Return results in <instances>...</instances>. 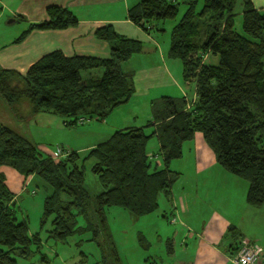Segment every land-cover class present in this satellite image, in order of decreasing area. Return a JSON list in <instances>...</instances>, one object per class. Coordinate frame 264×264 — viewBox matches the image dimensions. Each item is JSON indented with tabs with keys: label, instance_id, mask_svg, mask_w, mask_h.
<instances>
[{
	"label": "trees",
	"instance_id": "1",
	"mask_svg": "<svg viewBox=\"0 0 264 264\" xmlns=\"http://www.w3.org/2000/svg\"><path fill=\"white\" fill-rule=\"evenodd\" d=\"M241 1L243 32L236 28L238 0H138L133 4L128 18L147 31L159 32L165 28L157 22L175 19L180 4L185 5L171 31L169 55L182 62L184 80L195 82L196 97L164 95L153 100L147 124L114 131L86 155L63 147V155L55 159L0 122V166H11L26 178L38 176L52 189L45 197L42 218L43 224L51 219L49 237L66 241L92 232L105 258L120 262L107 207L119 206L143 216L160 208L162 196L171 202L179 173L169 163L183 156L184 142L194 139L196 132L202 133L223 168L249 182L247 202L264 204V9L257 8L254 0ZM47 12L49 19L32 22L15 42L34 28L63 29L79 23L68 7L54 4ZM95 35L109 42V58L67 56L54 50L25 73L0 67V96L16 118L26 119L25 102L31 117L47 112L72 127L104 120L130 101L135 93L134 72L125 71L122 63L143 51V41L119 32L113 23L99 26ZM209 54L219 57L217 64L205 61ZM99 69L101 74L93 72ZM85 71L90 73L84 75ZM153 135L160 147L159 153L150 154ZM88 159H93L91 170L104 186L96 194L86 185ZM229 230L239 244L243 236L233 226ZM42 246L40 232L30 233L27 219L18 214L16 194L0 174V264H20L19 259L31 258Z\"/></svg>",
	"mask_w": 264,
	"mask_h": 264
},
{
	"label": "crops",
	"instance_id": "2",
	"mask_svg": "<svg viewBox=\"0 0 264 264\" xmlns=\"http://www.w3.org/2000/svg\"><path fill=\"white\" fill-rule=\"evenodd\" d=\"M32 1L35 5L31 10L33 13L29 12L32 13L30 16L32 22L49 19L47 8L57 4L73 10L79 17V23L63 29L34 28L20 42H15L16 38L7 41L0 37V67L14 68L25 73L33 63L54 50H61L67 56L77 54L109 58L111 54L109 42L99 39L95 35L96 28L107 23H113L119 32L128 37L142 39L146 43L142 52L122 63V68L125 71L134 72L135 93L130 101L134 100L135 103L148 106L150 110L142 117L139 115L138 117L142 119L139 121L132 122L130 120L134 117L132 113L130 114L132 117H128L124 122L117 119L106 132V138L96 144L87 142L81 146H74L65 142L69 145H67L68 147L65 145L66 148L77 151L91 149L109 139L118 129L145 125L142 124L143 121L148 122L152 119V101L161 96H171L174 91H178L180 95H174L175 97L189 98L186 90L192 81L184 80L182 62L169 55V46L162 45L155 33L145 30L128 18V10L136 3L135 0ZM255 5L257 8H261L256 3ZM195 97L196 93L192 98ZM129 103L113 110L107 118L116 114L114 112H120L121 107L125 108ZM23 110L26 119L16 118L0 96V122L24 137L28 138L23 131L27 130L26 121L31 119H34L35 123L55 124L58 128L66 126L64 119L62 117L58 119L55 114L41 112L31 117L28 103L24 102ZM106 119H93L96 123L85 128L84 134H99L102 127L108 124ZM62 130L65 129L62 128ZM193 140L197 142L194 148L199 151L197 152L199 171L193 178L190 189L194 199L188 198L183 193V189L179 191V194L172 192L173 215L182 221L183 231L179 240L180 248L176 247L174 239L173 247L169 249V252L174 253L177 257L175 260L180 264H234L232 256L239 246V239L229 229L232 226L235 227L237 234L256 241L264 247V204L261 206L250 205L246 200L249 185L247 183L243 185L237 175L232 174L221 165V168L217 169V173L211 174L208 168L218 164L215 154L209 149L201 132H196ZM53 152L50 154L52 155ZM157 159L159 163L162 162H160L159 156ZM0 174L5 175L6 183L16 194V199L32 178V176L26 178L15 168L7 165L0 166ZM204 202L207 205H204ZM185 227L191 228L190 232H186ZM175 233L178 231L175 230ZM257 264H264V255Z\"/></svg>",
	"mask_w": 264,
	"mask_h": 264
},
{
	"label": "rangeland",
	"instance_id": "3",
	"mask_svg": "<svg viewBox=\"0 0 264 264\" xmlns=\"http://www.w3.org/2000/svg\"><path fill=\"white\" fill-rule=\"evenodd\" d=\"M135 1L137 2V0ZM254 1L259 7L264 9V0ZM34 6L32 0H0L1 39L3 38V40L7 41L13 40V38L19 37L23 31L27 30L32 23L30 16L33 13L31 10H33ZM179 7V14L175 19L157 22V25L165 28V31H152L158 36L161 44L167 45L169 48L172 28L185 11L184 4H180ZM236 12V28L240 32H243V4L241 0L237 2ZM143 44L146 43L143 42ZM205 61L217 64L219 57L209 54ZM93 72L101 74L102 70H93ZM89 73L88 71L83 72L84 75H88ZM195 86V82L192 81L187 87L186 94L189 95V99H192L193 95H195ZM170 90H173V88H170ZM174 95H180V93L174 91L171 96ZM122 107L119 110L120 112H114L116 114H112L105 120L108 124L102 127L99 134H84L85 128L96 123L95 120H90L78 126H62L65 129L62 130V128H58L55 124L35 123L34 119L26 121L27 130L23 131V133L25 136H28L29 140L37 142L38 147L46 155H49L50 152L58 148H66L65 145L67 146L68 144L65 142H69L74 146H81L87 142H95L96 144L106 138V132L117 119L124 122L128 117H132L130 116L132 113L134 117L130 120L132 122L134 120L139 121L142 119L138 116L142 117L150 110V107L135 103L134 100H131L125 108ZM59 117L57 116L58 119H61ZM144 122L142 124H147V122ZM150 131H153V128H150ZM195 143L197 142L193 139L184 142L183 157L174 159L169 163V168L179 173L177 180L173 181V194H179V191L183 189V193L191 199L193 198V193L190 190L191 184L199 171V164H197V152L199 151L194 148ZM159 147L158 137L153 135L148 143V151L159 153ZM209 149L214 154V151L210 147ZM89 150L87 148L82 149L80 153L86 155ZM159 160L160 162L162 161L160 155ZM92 164L93 159L85 161V180L89 191L92 194H96L103 191L104 186L101 184L98 176L92 172ZM220 168L221 166L218 163L208 168V171L213 174L217 173V169ZM237 178L240 179L243 185L244 183L245 185L246 183L249 185V182L245 178L240 176H237ZM51 191V187L47 186L40 177L35 176L27 182L24 191L17 196L16 202L19 216L27 219L31 234L40 232L43 242L41 252L35 253L29 259H19L20 264H180L175 260L177 257H175L174 253L169 252V249H172L174 239L176 247L180 245V235L183 231V227L181 226L182 221L174 217V205L172 202L167 201L164 196L160 198V208L158 210L143 216L134 215L119 206L107 207L106 212L110 227L121 258L120 262H117L110 256L105 258L103 247L97 241L92 240V232L72 235L66 241H58L49 237V230L52 228L51 219L43 224L42 218L44 200L46 195ZM201 201L203 202L204 200ZM203 204L207 205L206 202ZM210 206L213 205L210 204ZM79 223L83 225V217L79 218ZM190 229L185 227L186 232H190ZM175 230L178 233H175ZM168 237L172 239L170 240ZM99 240L102 241L103 236H100ZM43 256L46 258L45 260H43ZM233 263L236 264L234 261Z\"/></svg>",
	"mask_w": 264,
	"mask_h": 264
},
{
	"label": "built area",
	"instance_id": "4",
	"mask_svg": "<svg viewBox=\"0 0 264 264\" xmlns=\"http://www.w3.org/2000/svg\"><path fill=\"white\" fill-rule=\"evenodd\" d=\"M62 155V148H58L55 152L52 153V156L55 159L60 158ZM263 255V245L246 237H243L240 240L238 250L232 256V260L236 264H257Z\"/></svg>",
	"mask_w": 264,
	"mask_h": 264
}]
</instances>
